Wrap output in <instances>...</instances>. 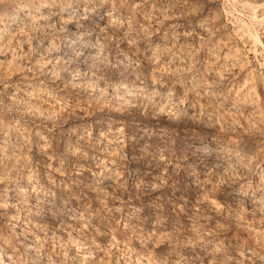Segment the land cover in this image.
I'll return each mask as SVG.
<instances>
[{
	"label": "rangeland",
	"instance_id": "374dc122",
	"mask_svg": "<svg viewBox=\"0 0 264 264\" xmlns=\"http://www.w3.org/2000/svg\"><path fill=\"white\" fill-rule=\"evenodd\" d=\"M0 264H264V0H0Z\"/></svg>",
	"mask_w": 264,
	"mask_h": 264
}]
</instances>
